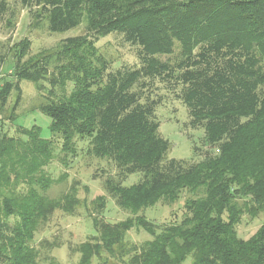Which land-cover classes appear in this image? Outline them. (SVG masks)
<instances>
[{
  "label": "trees",
  "instance_id": "16d2710c",
  "mask_svg": "<svg viewBox=\"0 0 264 264\" xmlns=\"http://www.w3.org/2000/svg\"><path fill=\"white\" fill-rule=\"evenodd\" d=\"M19 4L32 27L44 22L62 33L86 25L82 34L34 56H28L26 38L10 48L14 62L10 79L2 80L0 113L11 92L15 109L23 80L49 74L61 94L38 106L50 119V138H42L36 124L17 126L18 137L0 138V264H39L34 234L61 206L44 194L50 180L43 168L57 141L67 155L75 152L77 137L88 140L89 156L116 169L103 188L121 209L137 212L175 202L187 189L202 191L185 202L180 222L159 231L141 216L137 222L152 238L123 264H182L188 257L191 264H264V220L247 239L235 228L244 213H264V0ZM7 14L9 23L14 11L0 0V16ZM109 34L136 47L135 65L114 68L98 53L95 44ZM176 47L173 61L159 57ZM167 95L185 106L190 128L203 130L193 146L197 160L167 156L170 143L156 115ZM134 173L141 174L138 181L124 185ZM128 229L94 228L101 239L79 244L75 264H91Z\"/></svg>",
  "mask_w": 264,
  "mask_h": 264
},
{
  "label": "rangeland",
  "instance_id": "374dc122",
  "mask_svg": "<svg viewBox=\"0 0 264 264\" xmlns=\"http://www.w3.org/2000/svg\"><path fill=\"white\" fill-rule=\"evenodd\" d=\"M14 11L10 19L7 15L0 16V88L3 79H10L14 62L12 49L18 41L26 38L30 41L28 56H34L44 50L56 48L63 39L80 35L84 32L85 21L78 27L62 33H54L47 29L46 23L39 27L30 25L31 19L27 10L22 8L19 0H5ZM98 53L110 61L112 67L121 65H135L136 47L125 43L118 34H109L100 38L95 44ZM178 54V47L172 55L159 56L162 60L173 61ZM51 73V72H50ZM51 76L37 81L23 80L20 83L21 93L19 102L14 110L16 94L11 92L2 113H0V138L18 137L17 126L26 127L36 124L40 127V136L50 138L48 129L50 119L38 111V106L55 98L61 91L50 82ZM55 86V87H54ZM161 87V86H160ZM70 85L65 93H69ZM160 92L164 93L162 88ZM13 112V113H11ZM14 115V118H9ZM159 121V133L170 143L168 158L199 159L193 153V146H199L203 136L200 128L192 129L188 126V116L185 106L171 96H165L164 102L156 109ZM75 152L63 155L60 152V142L54 145V157L43 168L50 180V185L44 194L47 198L58 201L61 206L55 208L48 220L39 226L35 232L32 245L38 249L39 264H48L52 257L58 264H75L79 254L76 247L86 241L100 240L101 233L94 228H129L122 232V236L110 247L100 248L91 264H123L133 254L134 248L144 245L151 235L137 220L142 216L146 222L159 231L165 225L180 222L185 213V202L202 195L201 190H184L179 198L172 203L157 202L153 206L142 208L137 212L121 209L108 196L103 188V181L107 176L114 177L116 169L105 160L97 159L86 153L88 140L76 138ZM140 173L129 175L123 182L130 185L138 181ZM64 204V208L62 207ZM14 217H10L12 222ZM264 220V213L256 216L244 213L235 226L238 237L247 239L255 233ZM48 258V259H47ZM182 264H191L188 257Z\"/></svg>",
  "mask_w": 264,
  "mask_h": 264
}]
</instances>
